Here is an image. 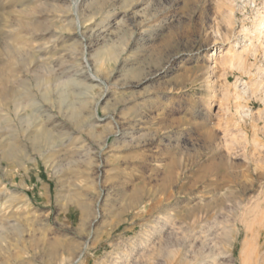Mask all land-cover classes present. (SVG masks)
Instances as JSON below:
<instances>
[{"label": "rangeland", "instance_id": "374dc122", "mask_svg": "<svg viewBox=\"0 0 264 264\" xmlns=\"http://www.w3.org/2000/svg\"><path fill=\"white\" fill-rule=\"evenodd\" d=\"M263 13L0 0V264H264Z\"/></svg>", "mask_w": 264, "mask_h": 264}, {"label": "bare ground", "instance_id": "6f19581e", "mask_svg": "<svg viewBox=\"0 0 264 264\" xmlns=\"http://www.w3.org/2000/svg\"><path fill=\"white\" fill-rule=\"evenodd\" d=\"M24 25V24H23ZM244 29V28H243ZM253 29V28H252ZM245 30V29H244ZM246 31L247 32H249V29H246ZM252 32H249L250 34H251V36L249 37V38H247V39H244L243 40V42H242V44H239L238 42H236V43H234L233 44V48L232 49H230V57L232 58V59H236V60H238V62L239 63H241L240 61H241V56H242V52L245 50L246 51V49L247 48H251V49H255L257 46H259L260 48L261 47H263L262 49L264 50V13H263V15H261V17H260V21L254 26V29L253 30H251ZM244 32V31H243ZM246 32V33H247ZM242 33V32H241ZM247 35V34H246ZM250 49V50H251ZM253 50H252V52H253ZM249 52V51H248ZM225 53V52H224ZM213 55H215V53H214V51H210V53H209V56H213ZM253 55V54H252ZM244 56V55H243ZM229 58V57H228ZM230 58V59H231ZM229 59V60H230ZM244 60V59H243ZM232 62V61H231ZM242 65H243V63H242ZM1 75V74H0ZM4 78H7V77H4V76H2L1 77V81H4ZM6 82H7V79L5 80ZM5 83V82H4ZM1 84V83H0ZM246 85V84H245ZM263 88H264V86H263ZM239 89V88H238ZM241 89H244V84H243V87L241 88ZM246 89V88H245ZM249 90H251L250 88H249ZM2 91L3 90H1L0 91V96H2ZM245 91V90H244ZM250 92L251 91H249V94H250ZM4 94V93H3ZM6 94V93H5ZM4 94V97H6V95ZM10 96V95H9ZM8 96V97H9ZM241 96V95H240ZM239 96V97H240ZM12 97V96H11ZM238 97V96H237ZM242 97V96H241ZM16 98V97H15ZM14 98V99H15ZM13 99V98H12ZM2 100V99H1ZM4 100V99H3ZM7 100V99H6ZM5 101V100H4ZM3 101V102H4ZM14 101V100H13ZM17 101V100H16ZM16 101H14V104H15V102ZM2 103V102H1ZM19 103V102H18ZM12 104V103H11ZM13 104V105H14ZM17 104V103H16ZM2 105H3V103H2ZM18 105V104H17ZM19 106V105H18ZM1 107V106H0ZM15 107V106H14ZM1 109H3V108H1ZM14 109V108H13ZM235 109V108H234ZM237 109V108H236ZM17 110V109H16ZM238 110V109H237ZM248 110V109H247ZM3 111V110H2ZM9 111V110H8ZM7 111V112H8ZM12 111H14V110H12ZM236 111V110H235ZM1 112V111H0ZM17 112V111H16ZM18 112H20L19 111V109H18ZM16 114V113H15ZM23 114V113H22ZM30 114H31V112H30ZM30 114H28V115H21L20 117H18L19 118V121L20 120H22V119H25V118H28L29 116H31ZM33 114V113H32ZM245 114V113H244ZM243 115V114H242ZM251 117V116H250ZM263 117V116H262ZM24 121V120H23ZM252 121V120H251ZM21 122V121H20ZM25 122V121H24ZM19 123V122H18ZM22 123V122H21ZM264 124V123H263ZM250 125H252V124H250ZM3 126V125H2ZM36 129H37V127H35ZM1 130H0V146H1V148H2V150H1V152L3 153V155H2V157H6V158H8L9 157V155H12V153H10V152H15L14 150H12V151H10V150H7L8 148L7 147H5V145H6V141H7V139H8V134L6 135V132H4L3 130V128H0ZM3 129V130H2ZM40 131H42V134H46V136H47V130L46 129H44V127L42 128L41 126H39V128H38ZM22 130V129H21ZM1 131H3V132H1ZM24 132V131H23ZM30 132V131H29ZM254 132V131H253ZM7 133H9V132H7ZM14 133V132H13ZM255 133V132H254ZM36 134V133H35ZM41 135V134H40ZM40 135H39V137H40ZM23 136V135H22ZM21 136V137H22ZM26 136V135H25ZM18 136L16 135V137H15V141H16V138H17ZM35 139H38V135L36 134L35 136ZM13 138V137H12ZM12 138H10V139H12ZM14 139V138H13ZM18 139V138H17ZM32 140V139H31ZM9 141H12V140H9ZM14 141V140H13ZM15 141H14V143H15ZM17 142V141H16ZM9 143V142H8ZM7 143V144H8ZM12 144V143H11ZM13 145V144H12ZM17 145V144H16ZM15 145V147H17L18 145H20V143L16 146ZM11 146V145H10ZM8 147H9V144H8ZM5 148H7V149H5ZM18 148V147H17ZM13 149V148H12ZM15 149V148H14ZM3 214V213H2ZM6 216V215H5Z\"/></svg>", "mask_w": 264, "mask_h": 264}]
</instances>
